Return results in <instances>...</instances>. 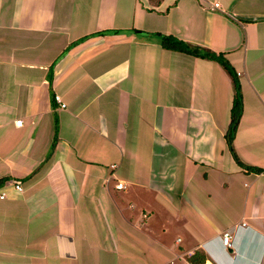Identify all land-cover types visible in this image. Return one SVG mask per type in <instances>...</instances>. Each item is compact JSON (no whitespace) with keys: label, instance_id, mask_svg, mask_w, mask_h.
<instances>
[{"label":"crops","instance_id":"obj_1","mask_svg":"<svg viewBox=\"0 0 264 264\" xmlns=\"http://www.w3.org/2000/svg\"><path fill=\"white\" fill-rule=\"evenodd\" d=\"M2 180L0 264H264V0H0Z\"/></svg>","mask_w":264,"mask_h":264},{"label":"trees","instance_id":"obj_2","mask_svg":"<svg viewBox=\"0 0 264 264\" xmlns=\"http://www.w3.org/2000/svg\"><path fill=\"white\" fill-rule=\"evenodd\" d=\"M159 2V1H158ZM161 37V41H162V46L170 51H176V52H182L185 54H189V55H193V56H200V57H205V58H209L212 60H216L218 62H220L221 64L225 65V67L230 71V69L228 68V65H226L224 58H222L221 56H214L213 54H210L208 52H202L201 53V49H192L188 44L182 42L181 40L171 37V36H159ZM235 110H234V124L237 125L238 123V118L240 117V112H241V103H240V98L237 97L236 99V103H235ZM241 168H244V166L242 164H239ZM246 171L248 172H253V173H261V170L259 169H247ZM8 183L7 180H2L0 181V187L6 185ZM207 255L201 251L198 250L196 251L195 255L191 258L188 259L190 264H207Z\"/></svg>","mask_w":264,"mask_h":264},{"label":"built area","instance_id":"obj_3","mask_svg":"<svg viewBox=\"0 0 264 264\" xmlns=\"http://www.w3.org/2000/svg\"><path fill=\"white\" fill-rule=\"evenodd\" d=\"M219 7H220L219 4H216L215 5V8H219ZM55 99H56L57 102H59L61 104V107L62 108H66V105L65 104H62L61 98L59 96H56ZM22 124H23V122L21 120L20 121H17V125L18 126H21ZM124 188H125L124 183H121V182L120 183H117V185H116V189L117 190H123ZM15 189H16L17 192H23V187L21 185H16ZM1 197L4 198L5 195L3 194V195H1ZM244 225L246 226V224H244ZM232 240H233V236H232L231 233H225L224 234V236H223V243H224V245L226 247H228V248H231L232 247ZM180 241L181 240H179V242ZM194 255H195L194 252H190L189 253V257L190 258L193 257Z\"/></svg>","mask_w":264,"mask_h":264},{"label":"rangeland","instance_id":"obj_4","mask_svg":"<svg viewBox=\"0 0 264 264\" xmlns=\"http://www.w3.org/2000/svg\"><path fill=\"white\" fill-rule=\"evenodd\" d=\"M183 233H184V235H182L183 237H185L186 235H187V237L189 236V233H188L187 231H185V232L183 231ZM177 234H179V231H174V232L172 233V236L169 237V240H170L171 243H174L173 241H175L174 239H175V237H176ZM179 235H181V232H180ZM179 264H187V263L184 262V261H182V262H180Z\"/></svg>","mask_w":264,"mask_h":264},{"label":"water","instance_id":"obj_5","mask_svg":"<svg viewBox=\"0 0 264 264\" xmlns=\"http://www.w3.org/2000/svg\"><path fill=\"white\" fill-rule=\"evenodd\" d=\"M143 32H140V34H142Z\"/></svg>","mask_w":264,"mask_h":264}]
</instances>
